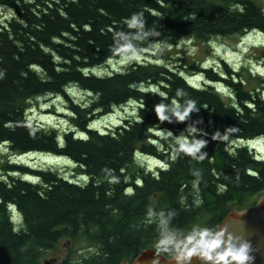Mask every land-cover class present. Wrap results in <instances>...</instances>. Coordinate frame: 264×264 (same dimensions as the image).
<instances>
[{"label": "trees", "instance_id": "1", "mask_svg": "<svg viewBox=\"0 0 264 264\" xmlns=\"http://www.w3.org/2000/svg\"><path fill=\"white\" fill-rule=\"evenodd\" d=\"M0 7L10 11L0 22V145L14 157H63L85 179L3 163L0 264H42L64 239L86 242L94 253L62 264H132L143 251H157V226L145 218L149 208L175 209L172 224L186 232L195 225L218 228L233 210L264 194V159L250 146L264 137V75L224 61L219 72L185 58L171 66L148 47L264 36L259 0H0ZM136 12L154 33L142 44L144 59L100 75L98 70L120 60L113 32L127 30L120 22ZM259 51L264 61V47ZM198 76L201 87L188 80ZM70 88L89 99L85 105L71 100L74 128L62 135L31 125L33 102L50 96L70 100ZM155 88L166 93L167 102L177 89L197 101L200 112L192 119L203 120L198 127L209 141L203 162L173 161L170 147L159 146L163 130L184 136L188 122L158 121L153 108L161 98ZM126 106L137 107V114L104 133L91 128L97 118ZM229 127L236 129L230 143L211 139L214 131ZM148 159H157L163 169L152 172ZM197 169L203 175L194 188Z\"/></svg>", "mask_w": 264, "mask_h": 264}, {"label": "clouds", "instance_id": "2", "mask_svg": "<svg viewBox=\"0 0 264 264\" xmlns=\"http://www.w3.org/2000/svg\"><path fill=\"white\" fill-rule=\"evenodd\" d=\"M238 7V6H237ZM127 30L117 29L113 32V51L121 62L132 63L140 59L144 48L142 44L154 36L152 30L146 27V20L142 12H136L124 18L121 22ZM149 48L159 51L158 45L149 43ZM195 52L196 49H191ZM3 72H0L2 78ZM135 87V85H133ZM160 97V102L154 105L153 111L160 122L183 123L185 135H174L170 130H163L160 140L166 143L171 150V159L175 161L181 157H188L196 162H203L209 157L203 149L208 144V133L198 127L202 119H192L193 113L200 112V106L195 99L189 98L182 89H177L175 97L167 102V95L159 88L153 89ZM236 131L229 127L221 133L216 130L211 134V139L217 142L230 143L231 134ZM171 133V135H169ZM164 143L159 146L163 147ZM192 181L195 188L201 183L202 172L197 169L193 173ZM177 216L175 209L156 210L149 208L145 218L149 223L157 226L158 239L155 247L157 253L173 255L175 264H191L196 258L201 264H254L255 256L252 242L247 238L230 232L227 228H214L206 225H195L188 231H183L173 226L172 221ZM162 255L154 253L147 264H160Z\"/></svg>", "mask_w": 264, "mask_h": 264}, {"label": "rangeland", "instance_id": "3", "mask_svg": "<svg viewBox=\"0 0 264 264\" xmlns=\"http://www.w3.org/2000/svg\"><path fill=\"white\" fill-rule=\"evenodd\" d=\"M264 4V0H259ZM10 18V11L0 7V22H4ZM264 47V36L258 33H249L243 38H226L214 40L211 44L196 43L194 41H186L181 43L176 48L158 47L157 55L161 54V63L174 66L179 64V58H185L187 61L195 60L199 66L203 68H213L215 72L221 71L222 62H226L236 70H240L243 66H250L254 74L264 75V61L261 58L260 49ZM195 48L196 51L192 52L191 49ZM143 55L137 61H142L145 57ZM129 63L121 62L120 60H113L106 67L98 70L100 75L111 74L119 72L126 68ZM188 80L197 85L203 86V79L201 76L188 78ZM71 89V88H70ZM70 100L63 96H50L44 97L40 100L33 102L28 112V121L32 126H43L47 129H58L62 135L68 132L70 128L76 125L70 118L72 102H78L85 105L88 102V96L78 89H71ZM68 94V93H67ZM69 113V114H68ZM137 114V107L126 106L125 108L116 109L112 114L97 118L92 127L100 132L108 131L109 128L119 126L127 117H132ZM159 143H163L161 140ZM159 144V145H160ZM252 148H257L261 153L262 159L264 158V140L259 139L250 142ZM165 149V144L162 147ZM11 160L14 164L25 165L32 169L54 170L62 174L64 177L72 180L85 179L77 177L74 173L75 166L65 158H56L53 156L28 154L21 157H14L6 146L0 145V178L5 176L2 164ZM151 169L156 170V162L154 159L148 161ZM147 165V164H145ZM26 180L37 182L31 177H26ZM264 196L260 195L251 199L247 204H242L239 208H247L255 203H258ZM14 212V220L21 224L22 220L16 211ZM94 253V249L86 242H74L71 239L62 240L57 247L51 252L47 253L46 257L42 260V264H62L67 258L72 257L74 263H78L85 257H89Z\"/></svg>", "mask_w": 264, "mask_h": 264}, {"label": "water", "instance_id": "4", "mask_svg": "<svg viewBox=\"0 0 264 264\" xmlns=\"http://www.w3.org/2000/svg\"><path fill=\"white\" fill-rule=\"evenodd\" d=\"M222 227L250 240L254 249V264H264V196L255 205L243 210H233L218 228ZM154 253L163 256L160 258V264H175L172 261L173 257H167L153 249L143 251L132 264H147ZM122 264L131 263L124 262ZM191 264H201V262L193 258Z\"/></svg>", "mask_w": 264, "mask_h": 264}, {"label": "bare ground", "instance_id": "5", "mask_svg": "<svg viewBox=\"0 0 264 264\" xmlns=\"http://www.w3.org/2000/svg\"><path fill=\"white\" fill-rule=\"evenodd\" d=\"M197 87V86H196ZM69 90H71V89H69ZM68 94H70L71 95V93L68 91ZM69 114V113H68ZM36 155V154H35ZM28 181H31V182H34L35 183V181H32V180H28ZM16 222V221H15Z\"/></svg>", "mask_w": 264, "mask_h": 264}]
</instances>
